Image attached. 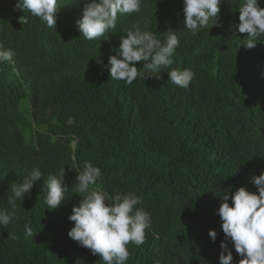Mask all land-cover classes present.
Segmentation results:
<instances>
[{"label":"trees","instance_id":"trees-1","mask_svg":"<svg viewBox=\"0 0 264 264\" xmlns=\"http://www.w3.org/2000/svg\"><path fill=\"white\" fill-rule=\"evenodd\" d=\"M88 2L58 0L49 28L14 10L16 0H0V44L14 52L0 63V210L16 214L0 225V264H103L67 235L85 161L101 169L91 188L135 193L136 207L150 213L144 242L127 245V264H219L220 197L241 186L258 193L251 177L264 172V36L240 46L248 34L232 26L243 0H223L213 26L195 35L184 26L183 0H142L140 12L118 14L115 28L89 41L75 23ZM136 26L161 43L175 32L171 67L195 73L187 88L168 79L171 68L151 75L148 61L135 62L131 84L110 77L109 56ZM35 168L41 179L13 209V183ZM61 168L69 196L50 210L44 181Z\"/></svg>","mask_w":264,"mask_h":264},{"label":"clouds","instance_id":"clouds-1","mask_svg":"<svg viewBox=\"0 0 264 264\" xmlns=\"http://www.w3.org/2000/svg\"><path fill=\"white\" fill-rule=\"evenodd\" d=\"M222 3L223 0H183L184 26L193 35L208 27L210 22L212 27ZM141 4L142 0H90L83 8L82 17L75 22L76 27L86 40H94L116 27L118 14L140 12ZM14 10H27L47 27L55 28L58 0H16ZM238 10L239 23L232 27L239 33L248 34L247 40L242 39L240 46L253 48L257 38L264 36V7L260 6L259 0H243ZM19 22L27 24L29 19L23 15ZM179 43L178 36L171 28L166 31L164 43L154 33L141 30L139 26L129 29L126 36L120 38L115 55L108 58L110 77L131 84L138 76L135 62L148 61L143 63V68L150 70L151 75L159 78L162 67L171 68L167 73L168 79L181 88H187L195 73L190 68L181 70L171 67ZM13 55L10 48L6 49L0 44V63L10 61ZM65 176V168H61L44 181L47 187L45 203L50 210L57 209L69 196L66 195L69 186L65 183ZM100 176L99 167L84 162L83 171L76 176L78 184L72 192L83 198L68 217L74 226L67 235L98 256L103 264H127L130 256L127 245L134 243L139 246L144 242L145 230L151 226V216L148 211L136 207L141 200L135 193L110 195L91 188ZM41 177V170L35 168L22 183H13V195L8 201L13 209L16 201L22 202ZM251 181L258 193L241 186L234 192L227 189L220 197L222 202L217 214L222 221L224 239L220 243L222 252L219 264H234L229 242L241 257L238 264H264V172L253 175ZM15 218L14 211L0 210V225L7 226ZM25 227L28 235H32L30 226ZM208 235L212 242L216 241L217 232L214 229H210Z\"/></svg>","mask_w":264,"mask_h":264},{"label":"rangeland","instance_id":"rangeland-1","mask_svg":"<svg viewBox=\"0 0 264 264\" xmlns=\"http://www.w3.org/2000/svg\"><path fill=\"white\" fill-rule=\"evenodd\" d=\"M26 101H27V100H23V101H22V106H24V105L26 104ZM26 139L28 140V138H26Z\"/></svg>","mask_w":264,"mask_h":264}]
</instances>
